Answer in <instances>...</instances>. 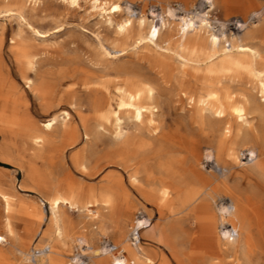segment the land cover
<instances>
[{"label": "rangeland", "instance_id": "374dc122", "mask_svg": "<svg viewBox=\"0 0 264 264\" xmlns=\"http://www.w3.org/2000/svg\"><path fill=\"white\" fill-rule=\"evenodd\" d=\"M169 9L195 28L168 16L173 40L167 29L147 41L152 11ZM208 9L0 0V264H34L30 250L45 242L40 264H79L77 244L87 264H116L100 251L107 242L126 255L119 264H264V0H214L200 27L195 14ZM126 18L134 28L121 31ZM135 88L152 94L139 121L125 95ZM32 129L50 141L37 144ZM228 202L234 240L221 234ZM142 210L152 226L135 246Z\"/></svg>", "mask_w": 264, "mask_h": 264}, {"label": "bare ground", "instance_id": "6f19581e", "mask_svg": "<svg viewBox=\"0 0 264 264\" xmlns=\"http://www.w3.org/2000/svg\"><path fill=\"white\" fill-rule=\"evenodd\" d=\"M202 1H204L206 3V6H209V9L206 10L204 13H197L196 12L195 17L197 19H199V22H200L199 26L200 27L209 25V19H208L209 12L208 11L214 6V0H202ZM113 10H114V12L115 11H120L121 8H120L119 5H115ZM127 10L133 12L132 10H130V7L127 8ZM151 15H152L151 17H153V18L151 20L152 22H151L150 29H149V32H148V37H147L148 40L147 41H149V42H151L153 44H156V45L158 44V41H159L163 31L167 30L168 29L167 27L170 26V22H169L168 16H172L175 19H179V20H181V22H183V24H181V29L183 30V32L184 31H189L190 29L195 28V21H194L193 18L185 17V16H179L178 17L177 13L173 9H169V14L168 15H166L163 11H156V10H153ZM144 22H145V18H144V20H142L138 24L142 25V23H144ZM236 23L239 26V28L240 27L241 28H245L246 27V24L244 22H240V21L237 20ZM117 26H118L119 30L125 31V30H127L129 28L133 29L134 28V23H133L132 19L126 18L125 20H118ZM184 26H186V28H184ZM172 31H173L172 29H168L169 41L173 40L172 39L173 35L171 34ZM37 35H38V33H37ZM210 35H211V33H210ZM235 36H237V35H235ZM219 40H220V38L218 36H216L215 34H212V41H213V44L215 46L218 44ZM241 41L242 40L239 38V42H241ZM236 48H238L239 51L249 50L248 47L243 46V45L241 46V44H238V46H236ZM260 82H261L260 85L262 86L263 91H264V81L261 80ZM136 90L138 91V89H136V88L134 90L127 91L125 93V95L128 97V99L130 101L128 103V108H129L128 112L132 113L133 116L135 117V120L139 121L143 117L144 111L150 110V107L146 104V100L145 99L152 98V94L150 93L149 89L146 90V95L147 96L144 99V96L142 94L136 92ZM54 120H56V118H54ZM137 121L134 124L138 125ZM82 123H83L84 129L86 130V132H88V128L89 127H88L87 121L84 118H82ZM67 124L68 123H66V126H65L66 128L63 129V131H62L61 138L63 140H65V141H67L71 145V144H73L75 142V140L73 139V136H74V133H75V128H73L72 125H70V124L67 125ZM46 127H47V129H52L54 127V123L52 121H49L46 124ZM48 134H51V132L49 131ZM29 135L32 136V138L36 141L37 144H39V142L47 143L48 141H50L49 138L47 136H43L38 129H32L29 132ZM123 143L125 144V142H123ZM207 155L212 158V161H215L211 151L208 150ZM206 160L210 161V159H206ZM71 205H74V204L71 203ZM233 209H234V206L231 203H229V202L226 205H221V207H220V210L222 212H224L226 214V216H227L226 222L224 223L223 227L221 228V234L223 235V237L231 239V240H234L235 238L238 237L237 227L235 226L234 221L232 220L233 219V217H232L233 216ZM138 221L140 222L141 218L138 219ZM151 226H152V223L150 224V226L146 227V229L150 228ZM143 230H142V232H143ZM59 234H60V232H59ZM3 240H4V238L0 235V241H3ZM45 243L50 246V251L48 253H46V255L42 256L38 262H36V263L33 262L34 264L42 263L48 257V255L50 254L52 247H51V245L48 242H45ZM77 245L80 246L82 254L89 253V251L87 250L86 245H84V244L83 245L77 244ZM139 245L140 244H135V246H139ZM100 251L102 253H104V254L107 253L108 251L112 252L110 250V247L108 248L106 246H104ZM121 251H122V249L113 257L115 262H116V264L122 263V262H124L126 260V255L123 254V253H120ZM129 253L132 254V251H129ZM73 260H78V258H75Z\"/></svg>", "mask_w": 264, "mask_h": 264}, {"label": "built area", "instance_id": "2783aa9c", "mask_svg": "<svg viewBox=\"0 0 264 264\" xmlns=\"http://www.w3.org/2000/svg\"><path fill=\"white\" fill-rule=\"evenodd\" d=\"M141 221L139 222L138 219L135 220L134 224L131 227L129 239L132 242V244H139L142 240V230L152 223V218L149 216L146 211H139V214L137 215ZM108 246L110 247V250L112 252L118 253L121 249L119 246L112 242H107ZM50 251V246L46 243H42L40 245H34L32 249L29 252V258L32 262L36 263L40 260V258L46 253ZM78 258L79 264H87L89 261L88 255L82 254L80 251H77L76 256L73 257V259Z\"/></svg>", "mask_w": 264, "mask_h": 264}]
</instances>
